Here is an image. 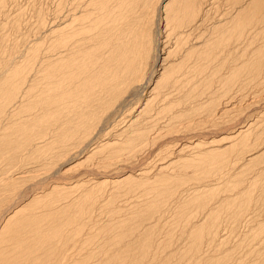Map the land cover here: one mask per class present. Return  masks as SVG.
<instances>
[{"label": "bare ground", "instance_id": "6f19581e", "mask_svg": "<svg viewBox=\"0 0 264 264\" xmlns=\"http://www.w3.org/2000/svg\"><path fill=\"white\" fill-rule=\"evenodd\" d=\"M8 3L0 264H264V0Z\"/></svg>", "mask_w": 264, "mask_h": 264}, {"label": "rangeland", "instance_id": "374dc122", "mask_svg": "<svg viewBox=\"0 0 264 264\" xmlns=\"http://www.w3.org/2000/svg\"><path fill=\"white\" fill-rule=\"evenodd\" d=\"M15 0H12V1H9L8 0V4H7V7L9 8L8 10H9V12H13L14 13V11H15V13L17 12L16 10H18V8L19 7H23L22 9H24V8H26L25 9V13L26 12H28V13H26L25 14V16H27L28 18H29V16H30V7H29V0H22V2H21V0H16L15 2H14ZM20 3V4H19ZM18 4V5H17ZM26 5V7H25V5ZM221 4H222V6H223V8H222V10H224L225 9V7H226V3L225 2H221ZM231 1H230V7H231ZM10 6V7H9ZM12 6V7H11ZM13 6H15V8L13 7ZM17 6V7H16ZM227 8V7H226ZM10 9H11V11H10ZM27 9H28V11H27ZM14 10V11H13ZM18 13V12H17ZM29 14V15H28ZM13 15V14H12ZM15 15V14H14ZM24 16V17H25ZM27 17H25V18H27ZM8 21H6L5 23H6V25H8V26H5V27H3L2 28V30H1V27H0V34H1V32H2V34H4L3 32L5 31V30H8V28H10L11 29V23L9 22V19H7ZM30 20V19H29ZM4 28H5V30H4ZM9 29V30H10ZM2 36V35H1ZM1 37H0V43H1ZM7 42V41H6ZM8 43L9 42H7V44H6V46L8 45ZM0 48H2L1 47V45H0ZM3 49V48H2ZM7 49H8V47H7ZM2 55V56H1ZM3 57V58H2ZM7 57H8V59H9V55L8 54H6V50L4 49V52H3V50H1L0 49V69H1V67H4L5 65V63H3L4 62V60H5V62H6V60H7ZM3 59V60H2ZM2 60V61H1ZM255 89V90H254ZM254 89H252L251 90V94H247V98L245 97V99L243 100V98H241V99H238V98H240V97H235L233 100H232V96H230V109H229V114H231L230 115V117H232V118H230L229 117V114H228V119H225V120H221V122H223V123H221V126H219V128H228L229 130L228 131H226V132H223V134L221 135V137L220 138H218L217 139V141H220L219 143H216V145H220V146H225V145H227V146H229V140H222V138H225V137H227V136H229L230 135V137L233 135V136H236V135H238L241 131H247V130H249L250 129V132L251 133H253V137L254 136H256V138H258V134H259V129H257V125H258V123H260V121H261V119H262V116H263V113H264V91H263V89L260 91V87L258 88H254ZM257 89V90H256ZM263 91V92H262ZM248 92V93H249ZM259 92V93H258ZM262 92V93H261ZM258 93V94H257ZM239 103H238V102ZM253 102V103H252ZM259 102V103H258ZM233 103V104H232ZM235 104V105H234ZM240 104V105H239ZM232 105V106H231ZM261 106V107H260ZM241 107V108H240ZM258 107V108H257ZM239 108L240 109H247V110H244V111H242L241 113L239 112L238 113V110H239ZM231 109H232V111H231ZM234 112V113H233ZM259 112V113H258ZM232 113H233V115H232ZM235 114V115H234ZM237 117V118H236ZM256 118V119H255ZM238 120H240L239 122H238ZM230 121V122H229ZM237 121V122H236ZM228 122V123H227ZM234 124V125H233ZM224 125V126H223ZM236 125V126H235ZM240 125V126H239ZM248 125V126H247ZM228 126V127H227ZM230 126V127H229ZM259 126V125H258ZM236 127V128H235ZM240 127H242L241 129H240ZM245 127V128H244ZM255 127V128H254ZM235 128V129H234ZM254 129V130H253ZM237 130V131H236ZM241 130V131H240ZM239 131V132H238ZM235 132H237L238 134H236ZM225 133H228L227 135H225ZM255 133V134H254ZM201 139H196V138H194V139H189V140H187V142L189 143V144H187L186 146L188 147V146H192V145H194V143L195 144H197V143H200V142H198V141H200ZM197 141V142H196ZM201 141H203V140H201ZM209 141V143L210 142H212L213 140H208ZM256 142H258L257 140H256ZM226 148V147H225ZM157 153V152H156ZM91 165H93V160L91 161L90 160V162L89 161H85L79 168H77V169H75V170H79L80 169V171L81 170H83L84 168H88V167H90ZM154 164L152 163V166H153ZM151 166V167H152ZM82 167V168H81ZM92 167H94V166H92ZM146 168L148 167L147 165L145 166ZM127 201H129V199H126ZM231 245H233V243L231 244ZM231 245H230V247H231Z\"/></svg>", "mask_w": 264, "mask_h": 264}]
</instances>
